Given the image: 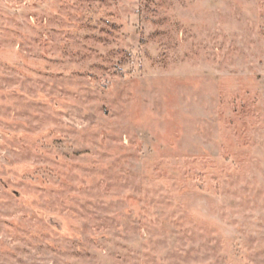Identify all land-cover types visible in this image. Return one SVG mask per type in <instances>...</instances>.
<instances>
[{"label": "rangeland", "instance_id": "obj_1", "mask_svg": "<svg viewBox=\"0 0 264 264\" xmlns=\"http://www.w3.org/2000/svg\"><path fill=\"white\" fill-rule=\"evenodd\" d=\"M0 264H264V0H0Z\"/></svg>", "mask_w": 264, "mask_h": 264}]
</instances>
